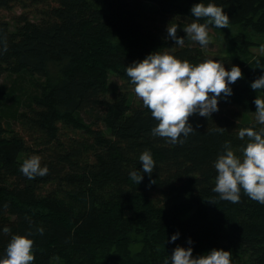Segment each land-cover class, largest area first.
Instances as JSON below:
<instances>
[{
	"label": "trees",
	"instance_id": "trees-1",
	"mask_svg": "<svg viewBox=\"0 0 264 264\" xmlns=\"http://www.w3.org/2000/svg\"><path fill=\"white\" fill-rule=\"evenodd\" d=\"M255 47L264 0H0V76L44 78L0 89V264H264Z\"/></svg>",
	"mask_w": 264,
	"mask_h": 264
},
{
	"label": "rangeland",
	"instance_id": "rangeland-1",
	"mask_svg": "<svg viewBox=\"0 0 264 264\" xmlns=\"http://www.w3.org/2000/svg\"><path fill=\"white\" fill-rule=\"evenodd\" d=\"M10 15V14H9ZM224 35L218 33L211 34L213 44L210 45L211 56L214 58L216 54L225 49V43L223 41ZM253 51L256 54H264V48L255 47ZM44 78L39 76H33L26 73L20 74H3L0 76V89L6 92V97H3V101L8 105L10 109H13L15 105L18 107L26 103L30 96L38 92V83L43 82ZM122 82L115 75H111L110 84L112 88L117 89ZM143 94V88L140 87L137 91V97L140 98Z\"/></svg>",
	"mask_w": 264,
	"mask_h": 264
}]
</instances>
